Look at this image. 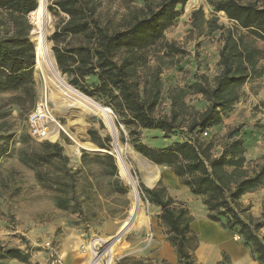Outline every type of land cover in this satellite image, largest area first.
Returning a JSON list of instances; mask_svg holds the SVG:
<instances>
[{"label": "trees", "instance_id": "16d2710c", "mask_svg": "<svg viewBox=\"0 0 264 264\" xmlns=\"http://www.w3.org/2000/svg\"><path fill=\"white\" fill-rule=\"evenodd\" d=\"M120 1L124 7L122 12H114L118 16L115 19L103 17L101 0L54 2L67 15L55 35L81 36L78 44L53 48L58 67L70 75L68 83L73 88L87 97L97 95L105 100L104 105L127 130L134 149L153 164L167 167L192 194L200 196L207 218L238 234L258 263L264 264V233H260L264 216L254 218L251 206L240 202L243 194L264 186V159L246 160L245 142L235 136L236 128L228 129L219 140L201 137L233 110L242 86L264 74V5L258 0H207L215 12H223L231 22L227 27L219 24L215 15L205 19L201 6L191 11V26L198 34L202 30L204 34L219 31L220 71L212 79L200 74L187 86L169 89V110L163 113L158 109L162 88L159 75L176 62L175 56L186 54L176 42L165 39L163 32L180 15L178 7L187 0H140L141 6L134 5L133 0ZM35 8L36 0H0L5 15L0 24V91L23 87L30 81L35 53L26 16ZM86 77L95 79L94 84L88 87ZM188 96H200L206 106L195 109L186 102ZM143 130L158 131L163 139L180 132L183 139L153 147L138 141ZM39 146L40 151L23 161L29 167L51 160L63 163V176L68 180L62 184L64 196L58 198V204L68 208L73 197L65 196L68 189L70 195L75 194L74 179L62 146L48 141ZM82 155L86 156L85 152ZM102 158L110 162L112 171L107 173L115 172L113 156ZM144 191L149 202L160 209L158 223L169 235L178 260L194 264L191 250L197 240L188 246L195 236L186 204L173 199L160 185ZM3 257L31 264L29 256L17 248L0 252Z\"/></svg>", "mask_w": 264, "mask_h": 264}, {"label": "rangeland", "instance_id": "374dc122", "mask_svg": "<svg viewBox=\"0 0 264 264\" xmlns=\"http://www.w3.org/2000/svg\"><path fill=\"white\" fill-rule=\"evenodd\" d=\"M55 1L47 0L48 11L52 18L47 42L53 57L55 46L64 48L81 42V36L55 35L67 20V15L56 8ZM188 1L182 8L178 7L180 15L163 32L165 39L176 42L186 51L185 55L175 56L176 62L162 70L159 75L162 88L158 109L163 113H168L169 110L167 99L169 89L187 86L200 74L212 79L220 71V67L217 66L219 31L204 34L202 30V33L198 34L197 29L191 26V11L201 6L205 19L215 15L219 24L225 27L231 25L225 14L215 12L207 0H198L191 8H187ZM258 1L259 4L264 5V0ZM133 4L141 6L143 3L140 0H133ZM123 7L120 0H101L99 10L103 13V17L115 19L118 16L114 12H122ZM4 17L0 10V24ZM27 23L30 25L28 18ZM55 63L61 76L68 83L71 79L70 75L61 72L56 60ZM263 79L264 74L259 79L245 83L241 88V97L233 110L225 113L221 123L203 132L201 137L208 140L213 136L219 140L228 129L236 128L235 136L241 137L245 142L246 160L262 161L264 159V105L261 103L253 105V95L263 86ZM85 82L89 87L94 84L95 79L86 77ZM54 88L57 92H53L52 87H46L38 76L34 64L30 81H27L25 86L0 91V252H5L8 248H17L29 256L31 264H42L48 256L49 249L46 243H49L62 259L63 264H67L65 257L71 259V264H83L88 260L90 251L86 248L91 239L93 237V240L114 238L122 223L130 215L131 188L119 174V166L112 153V136L102 120L97 115H87L81 124L78 116L82 111L76 105L71 107V112L60 111L59 103L63 98V90L59 87ZM90 99L108 107L104 105L105 100L97 95ZM185 100L197 110H202L206 106L200 96H188ZM239 105L245 107L241 108V113H238L236 117L231 118V113L237 110ZM42 106L47 111L48 134L44 139H37L30 133L27 120L30 113ZM247 109L249 112L246 115L243 112ZM49 116L64 129L58 128L54 133L50 129ZM112 116L122 156L137 183L144 220L141 223L133 220L129 228L119 237L114 246L115 252H112L113 259L110 264H171L153 255V247L150 245L152 240L156 238L169 242L170 237L159 225L155 205L149 202L144 191L151 184L153 187L160 185L166 193L167 188L158 178V181L148 179V172L141 164V160L147 158L134 149L127 130L118 123L113 112ZM137 139L139 142L156 147L181 141L183 134L177 132L168 139H163L158 131L143 130ZM44 141L57 142L62 146L63 154L67 157L66 166L73 174L75 190V194L70 195L68 189V196H65L73 197L67 205L68 208H62L58 204V198L64 196L61 194L62 184L68 180H65L63 176V163L51 160L48 163L29 167L23 161L25 157L40 151L39 144ZM76 142L89 143L93 146V150L79 148V153H76ZM83 152L86 154L84 157ZM110 153L116 165V171L112 174L107 173L112 171L110 162L102 158ZM98 157L101 159H97ZM155 168H158V173L160 169L167 167L155 165ZM76 204L80 205L81 211ZM248 204L251 206V203ZM260 233H264L263 228ZM234 237L242 242L238 234H234ZM195 240L196 237L189 242L188 246H194ZM81 246L85 250H81ZM96 246L101 249L104 244L97 242L95 248ZM192 251L191 256L194 261ZM5 258H1L2 262ZM224 258L222 264H225ZM99 264H107L104 257ZM172 264L183 263L177 258Z\"/></svg>", "mask_w": 264, "mask_h": 264}, {"label": "bare ground", "instance_id": "6f19581e", "mask_svg": "<svg viewBox=\"0 0 264 264\" xmlns=\"http://www.w3.org/2000/svg\"><path fill=\"white\" fill-rule=\"evenodd\" d=\"M197 2L198 0H189L187 2V8H191ZM47 3V0H36V8L29 12L27 16L31 25L29 30V38L34 46L35 70L38 76L41 77V80L45 83L46 87L62 88L63 98L60 100L61 103H59L60 111L71 112V107L76 105L79 106L80 110L82 111L80 116H78L80 123L83 122V118L87 115H97L102 120L114 140L112 153L119 166V174L128 182L131 188L132 206L130 209V215L134 214V221L141 223L144 220V217L142 213V204L137 191V183L131 175L128 166L126 165L127 163H125V160L122 156V151L117 141V129L113 122L112 112L107 108H103V106H98L92 100L74 91L73 88L68 86V83L65 81L64 77L61 76L56 66L52 51L47 42L48 29L52 22L51 15L48 11L49 5ZM66 102H69L70 104H67ZM49 117V121L51 122L50 129H52L54 133L57 132L58 128L64 129L51 116ZM79 148L93 150V146L89 143L76 142V153H79ZM141 164L147 170L149 180L157 177L158 168L156 169L152 162H149L147 159H142ZM124 224L125 222L122 223L120 228ZM93 238L90 245L88 260L83 264H99L103 257L105 258L106 263L110 264L113 259L112 252H115L113 251L114 246L116 245L119 237H109L108 239L105 238L104 240H93ZM97 242L104 244V246L101 249H98V245L96 246L97 248L93 247L94 244H97ZM64 259L67 264H71V259L68 257H65Z\"/></svg>", "mask_w": 264, "mask_h": 264}, {"label": "crops", "instance_id": "0c3cea01", "mask_svg": "<svg viewBox=\"0 0 264 264\" xmlns=\"http://www.w3.org/2000/svg\"><path fill=\"white\" fill-rule=\"evenodd\" d=\"M262 85L257 93L253 95V105L255 103L264 105V81ZM242 107L245 106L239 105V108L231 113V118L241 113ZM248 112L249 110L247 109L243 113L247 115ZM147 131L155 132V130ZM157 178L166 186L167 194L175 200L184 202L189 210L192 217L190 229L197 240L196 246L192 251L195 257V264H217L222 262L223 256L227 257L228 264H259L252 256L249 247L234 237L235 233L207 218L201 197L192 194L168 168L160 169L154 179L158 181ZM148 187L152 188L153 185L151 184ZM240 202L243 204L251 203L250 213L254 218H260L264 215V186L253 192L243 194L240 197ZM154 207L155 214L158 215L160 209L157 206ZM150 245L153 247L154 257L165 259L171 264L176 262L177 253L168 241L155 238ZM3 262L0 258V264H19L13 258H5Z\"/></svg>", "mask_w": 264, "mask_h": 264}, {"label": "built area", "instance_id": "2783aa9c", "mask_svg": "<svg viewBox=\"0 0 264 264\" xmlns=\"http://www.w3.org/2000/svg\"><path fill=\"white\" fill-rule=\"evenodd\" d=\"M47 111L42 106L41 108L36 109L34 112L30 113L28 116V126L30 133L37 139H44L47 137ZM92 241V239H91ZM89 242L87 245L88 251H90V245L92 242ZM94 244L93 247H95ZM47 248L49 249L48 256L46 260L42 262V264H63L62 259L57 255V253L50 247L49 243H46ZM81 250H85L83 246H81Z\"/></svg>", "mask_w": 264, "mask_h": 264}, {"label": "water", "instance_id": "95a60500", "mask_svg": "<svg viewBox=\"0 0 264 264\" xmlns=\"http://www.w3.org/2000/svg\"><path fill=\"white\" fill-rule=\"evenodd\" d=\"M68 86H70L71 88H73L71 85H69L68 84ZM52 90H53V92H57V90L54 88H52ZM73 90L74 91H76V92H78V93H80V95H82V96H84V97H86V98H88V99H90L89 97H87L86 95H84L83 93H81V92H79L78 90H76V89H74L73 88ZM90 100H92V99H90ZM95 104H97L98 106H102V105H100L99 103H97V102H95L94 100H92ZM103 108H107V109H109L108 107H105V106H103ZM110 110V109H109ZM111 111V110H110ZM115 125V124H114ZM112 136V135H111ZM112 141H114L113 140V137H112ZM111 154V153H110ZM133 220H134V214H132V215H129L128 216V218L126 219V221H125V224L120 228V230L118 231V233L116 234V236L115 237H120L128 228H129V226L132 224V222H133Z\"/></svg>", "mask_w": 264, "mask_h": 264}]
</instances>
